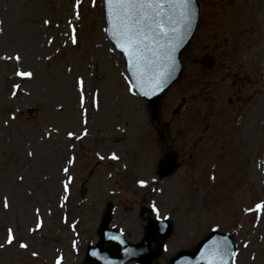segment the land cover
Masks as SVG:
<instances>
[{"label":"rangeland","instance_id":"obj_1","mask_svg":"<svg viewBox=\"0 0 264 264\" xmlns=\"http://www.w3.org/2000/svg\"><path fill=\"white\" fill-rule=\"evenodd\" d=\"M198 6L182 76L153 115L128 91L102 0H0V243L9 228L17 241L0 248V264H87L109 205L110 225L130 242L149 220L170 221L151 264L194 249L211 229L232 236L233 264H264V0ZM167 153L178 168L159 177Z\"/></svg>","mask_w":264,"mask_h":264},{"label":"snow or ice","instance_id":"obj_2","mask_svg":"<svg viewBox=\"0 0 264 264\" xmlns=\"http://www.w3.org/2000/svg\"><path fill=\"white\" fill-rule=\"evenodd\" d=\"M93 2L95 4V0ZM79 3L80 0H77V5ZM104 9L108 17V28L105 31L114 39L115 46L125 53L134 69L135 81L129 85L128 91L135 95L133 88H137L140 90V95L147 97L154 94L166 83L167 78L175 69V52L181 46L196 17L193 0H104ZM49 23V20H44L45 25ZM69 26H72L71 22H69ZM71 42L73 45L78 43L74 28H72ZM3 59H15L19 63L21 57L16 55L15 57H3ZM158 68L161 71L158 72ZM16 75L30 79L33 73L17 71ZM76 84L80 90V106L83 108L85 103L83 81L78 79ZM150 85L151 87H149ZM14 87L19 88L20 86L14 85ZM15 95L16 93L13 92V96ZM73 136V132H68L69 138ZM28 155L31 156L32 153L29 152ZM117 158L115 155L112 156V159ZM71 162L70 160L69 163ZM64 171L67 172L68 169L65 168ZM138 183L142 187L146 185L144 180H140ZM65 191H67V184ZM3 207L5 209L9 207L7 197L4 198ZM262 208H264V204L256 205L257 210ZM152 210L159 217L155 205L152 206ZM37 219L39 220V217ZM40 227L41 224L37 223L36 229H29V231H35ZM112 239H116V237H112ZM16 242L14 231L9 228L7 238L3 243H0V248H4L5 245L11 246ZM75 246L76 242L73 241V247ZM19 248L26 250L28 245L20 241ZM212 248L221 257L217 264H226L223 257L230 254L227 244L213 241ZM32 255L36 256L37 253L33 252ZM231 255H235V253L233 252ZM56 264H61V258H57Z\"/></svg>","mask_w":264,"mask_h":264},{"label":"water","instance_id":"obj_3","mask_svg":"<svg viewBox=\"0 0 264 264\" xmlns=\"http://www.w3.org/2000/svg\"><path fill=\"white\" fill-rule=\"evenodd\" d=\"M107 22H108V17H107ZM194 24H195V20H194V22L192 24V27H191L190 31L184 37V40H183L181 46L175 52V69L171 72V75L167 78L166 83H164L160 87L159 92H157L156 95H154V96L150 95L151 97H148L149 101L152 104L157 105L159 103L162 91L179 77V75L181 73V66H180V64L178 62L180 48L185 44L187 39L190 38V36H191V34L193 32V29H194ZM122 53H123L124 56H126L124 52H122ZM126 58L128 59L127 56H126ZM128 64H129V66H131V63H130L129 59H128ZM175 167H176V165H175L174 160H171L170 157H168L167 158V166L164 168L163 171H161V174H166V175L170 174V173H172L175 170ZM108 221H109V210H107V212L103 216L102 223H101V230L102 231L106 230V226L108 224ZM169 230H170V227L167 225V227L165 229V232L162 235L161 239L165 238L169 234ZM211 237H214V238L219 239V240H221V239L226 237V239L229 241V239L227 238L226 234L213 232L212 234L207 236L203 241L200 242L199 247L204 242L209 240ZM148 241H147V243H148ZM101 245H102V241L99 244H97L96 247H93L91 250H89L88 259L90 260L91 264H109L110 262H114L116 260L115 259L116 256H113V254H112V252H113L112 250L113 249H115L117 251V253H118L117 257L118 258L121 257L120 254H123L124 251H126V249L129 250L132 253L131 256L123 257L122 259H120V261L118 263H115V264H120V263L124 262L125 260H127V259H129L131 257L137 258L140 255H142V253L144 252V251L141 252V250H140L141 248H143L142 245H140V244L139 245H130V244H127L124 241H122V243H118V242L114 241V245L110 249H103L101 247ZM146 247H147V245H146ZM160 250H161V246H160V243H159V245L157 246V248L155 249V251L153 253H151V254L146 253L142 257L140 256L141 260L144 261V262H149L153 257H155L158 253H160ZM93 253H95V255H93ZM229 253L230 254L228 256H224L223 257V260L226 262V264H230V261H231V253H232L231 250L229 251ZM113 257H115V258H113ZM187 257H188V260H191L194 256H187ZM220 259H221V257L214 252V250L212 248V245H209L206 251L201 252L199 258H193L189 264H217V262H219Z\"/></svg>","mask_w":264,"mask_h":264}]
</instances>
